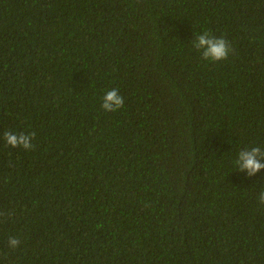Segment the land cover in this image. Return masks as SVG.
<instances>
[{"label": "trees", "instance_id": "1", "mask_svg": "<svg viewBox=\"0 0 264 264\" xmlns=\"http://www.w3.org/2000/svg\"><path fill=\"white\" fill-rule=\"evenodd\" d=\"M254 146L264 0H0V264H264Z\"/></svg>", "mask_w": 264, "mask_h": 264}, {"label": "clouds", "instance_id": "2", "mask_svg": "<svg viewBox=\"0 0 264 264\" xmlns=\"http://www.w3.org/2000/svg\"><path fill=\"white\" fill-rule=\"evenodd\" d=\"M192 45L201 54L202 59L209 62L226 60L233 51L231 43L226 38L223 36L217 37L209 31H203L201 34L196 35ZM124 104V97L119 93V90L111 89L103 95L101 107L106 112H116ZM3 135L6 144L13 148L22 147L25 150H31L34 147L32 140L36 136L35 132L17 134L5 131ZM261 160H264V148L254 146L240 150L235 165L240 172H246L248 177L251 178L264 169V163ZM257 201L261 206H264V192L260 194ZM7 215H10V213L0 212V216L6 217ZM8 245L10 248L15 249L20 245V239L10 236Z\"/></svg>", "mask_w": 264, "mask_h": 264}]
</instances>
